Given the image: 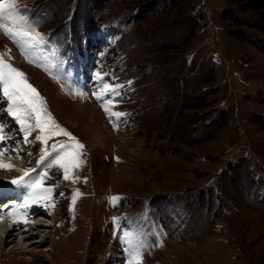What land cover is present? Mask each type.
Instances as JSON below:
<instances>
[{"label":"rangeland","instance_id":"rangeland-1","mask_svg":"<svg viewBox=\"0 0 264 264\" xmlns=\"http://www.w3.org/2000/svg\"><path fill=\"white\" fill-rule=\"evenodd\" d=\"M15 3L6 15L23 14L43 41L0 30V55L84 148L79 179L65 180L47 168L51 157L36 163L39 130L25 144L5 119L19 133H6L3 146L17 151L3 157L35 169L29 181L46 171L53 191L38 216L47 231L21 230L26 250L9 256L7 242L0 264H119L125 247L138 248L142 264H264V0ZM81 74L89 89L79 102ZM103 83L121 86L104 97L119 119L93 95ZM54 143L70 141L54 136L49 151Z\"/></svg>","mask_w":264,"mask_h":264},{"label":"snow or ice","instance_id":"snow-or-ice-1","mask_svg":"<svg viewBox=\"0 0 264 264\" xmlns=\"http://www.w3.org/2000/svg\"><path fill=\"white\" fill-rule=\"evenodd\" d=\"M19 6L15 3V0H5L0 3V18L10 20L12 26L0 23V30L5 35L16 40L17 38H25L28 45L34 46L43 41V36L31 26L30 21L23 14L6 15L13 9ZM5 56L0 55V93L3 98L8 102L7 113L11 115L15 121L20 125V131L23 132L24 143H30L28 137L32 132L39 130V134L34 138L40 141L45 148L42 149V154L36 163L42 164L46 159L51 157L47 163V168L58 166L63 170L65 180H73L75 182L79 177L72 176V170L79 168L83 161L79 159L84 148V145L80 143L76 137L70 132L62 128L55 120L50 116L46 109L43 107V99L39 96L37 90L28 83L25 74L13 67L7 62ZM98 80H103V77L99 72L96 73ZM120 85H110L103 83L101 89L93 93L98 101L102 102L105 112H110L111 116L119 119L124 116L123 112L111 111L116 106V102L113 99L104 100V97L111 93L113 96H119L118 88ZM83 95V93H77ZM5 129L0 126V143L5 141ZM64 135L69 138L70 143H54L52 144L51 151L48 150V141L54 136ZM7 153L0 150V157ZM18 155V153H17ZM31 155V153H29ZM0 168L6 170H13L14 165L10 163H3L0 161ZM35 169H24L23 174L18 179H13L11 183L13 185H26L30 192L28 198L24 201L20 208L27 209L30 204H37L42 201H48L51 199V193L53 188L44 187V181L48 178V173L45 171L43 175H39L38 178L33 180H26L25 178L30 175ZM82 195L79 190L73 194L72 205H75L76 199ZM119 196L111 197L112 202H118ZM50 206L55 207L52 203ZM3 207V206H0ZM74 210V209H73ZM13 217V223H27L25 219L27 213L21 212H9ZM132 253V259L129 264H142L141 251L137 249L130 250Z\"/></svg>","mask_w":264,"mask_h":264},{"label":"bare ground","instance_id":"bare-ground-1","mask_svg":"<svg viewBox=\"0 0 264 264\" xmlns=\"http://www.w3.org/2000/svg\"><path fill=\"white\" fill-rule=\"evenodd\" d=\"M26 45H27V43H26ZM85 77H86L85 74H81L79 79L76 80V82H75L76 87H79V88H76V89H77V91L79 90L80 93H82V89L84 91H86V92L89 89V88L86 89L83 86V85H85V86L87 85ZM81 96L82 95H78L79 102L81 101V99H80ZM6 114L8 115V113H4L3 114V111L0 113L1 123L5 124L4 126L3 125H0V126L4 127L5 133H9V134L11 133L10 136L12 134L19 133L18 129L15 132H11L12 128L11 127L9 128V126L12 125V124H10L8 121L5 120V119H7L6 118ZM5 140L8 142L9 140H11V138L8 137V136H5ZM4 143H0V150L5 151L7 154L12 153L14 151H17L16 148H13V146L10 147V148H9V146H7V148L4 147L3 146ZM17 149H18V147H17ZM0 161H2L3 163H10V164L14 165L11 161L5 159L3 156L0 157ZM0 170L1 171H6V173H7L6 175H1L0 174V178H4V177L12 178V177H16V176H18L20 174H23V170L18 168V167H16L15 165H14V169L13 170H6V169H2V168H0ZM4 186H5V183L4 182H0V201L2 200L3 195L6 193L5 190L3 191V189L5 188ZM9 191H7V192L9 193ZM15 191L18 194L17 199L19 198V200L14 205H12V204L9 205L6 209L5 208L2 209L0 207V248L2 249V253H4L6 245H8L9 243L12 242L13 244L12 245L10 244L11 248L8 251V255L9 256H13L12 254H16V253L22 254L23 251L26 250L25 246H22L19 243L18 239L21 238L22 233L25 232V230L27 228H34L32 233H36L38 231L40 232V230L44 231V232L47 231L46 230L47 228H42L44 226V222L42 221L43 219L38 217L43 212V207H44V205L42 204L43 202H40V203H37V204H30V206L27 209L20 208L19 205H22L24 203V201L28 198V194H29L30 190L29 189H25V188L23 189L22 186L19 185L17 187V190H15ZM13 202H15L14 196H8V197H6L4 200H2L0 202V206L6 205V204H9V203H13ZM12 206H14L13 209H11L10 211H7V209L12 208ZM9 212H21V213L26 212L27 215H26L25 219L27 220V223L14 224L13 223V217L8 214ZM39 219H41V220H39ZM21 230L23 231L22 233H21ZM23 234H25V233H23ZM28 235H32V234H27V236ZM45 235H43L42 237H44ZM7 242H9V243H7ZM19 260H22L20 262H23L24 264H27V262H25V260H23L21 256H20ZM7 262H9L7 264H10V263L12 264V262L14 263V260L13 259H8Z\"/></svg>","mask_w":264,"mask_h":264}]
</instances>
